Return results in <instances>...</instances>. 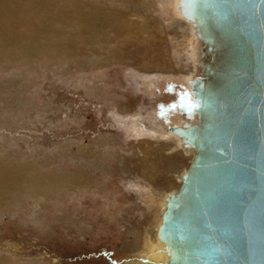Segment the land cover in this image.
Here are the masks:
<instances>
[{"label": "rangeland", "instance_id": "374dc122", "mask_svg": "<svg viewBox=\"0 0 264 264\" xmlns=\"http://www.w3.org/2000/svg\"><path fill=\"white\" fill-rule=\"evenodd\" d=\"M148 1L0 0V264H144L200 60L176 0Z\"/></svg>", "mask_w": 264, "mask_h": 264}, {"label": "water", "instance_id": "95a60500", "mask_svg": "<svg viewBox=\"0 0 264 264\" xmlns=\"http://www.w3.org/2000/svg\"><path fill=\"white\" fill-rule=\"evenodd\" d=\"M192 1L206 73L175 132L195 158L160 235L170 264H264V0Z\"/></svg>", "mask_w": 264, "mask_h": 264}, {"label": "bare ground", "instance_id": "6f19581e", "mask_svg": "<svg viewBox=\"0 0 264 264\" xmlns=\"http://www.w3.org/2000/svg\"><path fill=\"white\" fill-rule=\"evenodd\" d=\"M11 1V0H10ZM150 1V0H149ZM148 1V2H149ZM192 0H176V6H177V10H178V14L179 15H181V16H183V17H185V19H188V20H190L189 18H188V16H187V14L185 13V9L186 8H188L191 4H192ZM147 3V2H146ZM175 3V2H174ZM25 8V7H24ZM29 10V9H28ZM4 15V14H3ZM6 15V14H5ZM4 15V16H5ZM3 17V16H2ZM2 17H0L1 19H2ZM32 17V16H31ZM140 17V16H139ZM6 18V17H5ZM23 18H26V16L25 17H23ZM142 18V17H141ZM144 18V17H143ZM0 19V20H1ZM10 19V18H9ZM28 19V18H27ZM30 20H31V18H29ZM148 19V18H147ZM147 19H146V21H147ZM20 20H22V19H20ZM20 20H19V22H20ZM30 20H27L26 21V23H27V25H20V26H15V25H13L12 23H10L9 25H8V27H6L5 28V30H3L4 31V33H6V35L5 36H9V38L12 40V42L15 40V39H18V38H24V39H29V37H30V35H32V27L33 28H35L34 27V24H33V22H31ZM25 21V20H24ZM145 20H143V25H144V22H146ZM149 21V20H148ZM191 21V20H190ZM2 22V21H1ZM10 22V21H9ZM12 22V21H11ZM23 22V21H22ZM193 26H194V28H191V30L190 29H187V30H190V31H192V33H194L195 34V36H197V40H195V41H198V48L195 50V55L197 56V58H198V56L200 57V60L198 61V62H195V66H196V68H195V71L193 72V74L194 75H192V77H193V79H197V78H202V77H204L205 76V73H206V67H204V56H205V48H207L209 45H206V44H203V41H202V39H201V37H199L200 35H199V33H200V31H199V26H198V24L196 23V22H193V21H191L190 22ZM1 24V23H0ZM17 24V23H16ZM54 24V23H53ZM120 25V24H119ZM129 25V24H128ZM158 25V24H157ZM3 26V25H2ZM18 27V28H17ZM37 27V26H36ZM116 28H118V27H116ZM189 28V27H188ZM155 29H156V27H155ZM116 30V29H115ZM125 30H127V26H126V24H121L120 26H119V31L120 32H123V31H125ZM137 30V29H136ZM158 30H159V32L160 33H162V32H164V29L162 28V27H158ZM117 31V30H116ZM117 33V32H116ZM189 33V32H188ZM116 36V35H115ZM2 37V36H1ZM119 37V36H118ZM187 37H189L188 35H187ZM20 40V39H19ZM22 40V39H21ZM14 42H16V41H14ZM17 43H18V41H17ZM190 49H191V47H190ZM195 49V48H194ZM5 52H8V53H12V51H5ZM26 53V52H25ZM25 55V54H24ZM196 58V57H195ZM208 61V60H207ZM186 63H187V61H186ZM209 63V62H208ZM184 64V63H183ZM147 68V67H146ZM168 68V67H167ZM189 117H190V119H187L186 121H184V125L183 126H190L191 124H195V123H197V122H193V121H197V117H196V115H190L189 114ZM193 121H192V120ZM191 121H192V123H191ZM152 125V124H151ZM173 129H175V128H173ZM140 134V133H139ZM178 134V133H177ZM139 136V135H138ZM178 136H179V140H180V142H179V140L178 139H176V141H177V145H180L179 143H181V147L182 148H184V149H182V150H185V151H188L187 153L189 154V151L191 152L190 154H192V156H193V159H192V161L194 160V158H195V152H194V150L192 149V148H189V145L187 144V141L185 140V139H183L179 134H178ZM149 144V143H148ZM150 145V144H149ZM176 145V144H175ZM176 145V146H177ZM144 146V145H143ZM154 147V146H153ZM160 147V146H159ZM149 148V147H148ZM152 148V147H151ZM156 148H158V147H156ZM177 148L179 149V147L177 146ZM150 149V148H149ZM181 149V148H180ZM150 151V150H149ZM181 151V150H180ZM153 152V151H152ZM144 153H146V151L144 150ZM186 153V152H185ZM186 153V154H187ZM145 157V156H144ZM146 158V157H145ZM170 159V158H169ZM152 160V159H151ZM191 160V159H190ZM177 161H178V159H177ZM180 162V161H179ZM140 163H142V161L140 162ZM147 163V162H146ZM146 163L143 165V167H145V174H147V176H151V174L153 173V166H155V165H157V164H154L153 162H151V166L150 167H147L146 166ZM192 163V162H191ZM188 166V165H187ZM191 167V166H190ZM140 168H141V166H140ZM158 168V167H157ZM142 169V168H141ZM154 169L156 170V168L154 167ZM154 170V171H155ZM190 170V168H188V171ZM159 171V170H158ZM186 171V170H185ZM188 171L183 175V177H182V184L180 185H178V187H177V185H175L174 184V186H175V189H173L174 191H176V192H174V194H172V195H170V196H168L165 200H163V198L162 197H164V195L161 197V200L160 201H162V203L164 202L165 203V205H164V212L166 211V209H167V203H168V200L173 196V195H175V194H177L180 190H178L179 188H180V186H181V188H182V185H183V181H184V179H185V176H186V174L188 173ZM30 174V173H29ZM83 176V175H82ZM81 176V177H82ZM77 177V176H76ZM154 177V176H153ZM84 178V177H83ZM77 179L79 180V178L77 177ZM73 181V179H70V181ZM75 180V179H74ZM181 180V179H180ZM81 181V180H80ZM80 181H78V182H80ZM156 182V181H155ZM85 183V182H84ZM83 183V184H84ZM180 183V182H179ZM79 184V183H78ZM81 184V183H80ZM59 185V184H58ZM90 185V184H89ZM72 186H73V184H72ZM177 187V188H176ZM180 188V189H181ZM178 190V191H177ZM171 193V192H170ZM167 195H169V194H167ZM164 212H163V214H164ZM160 221V220H159ZM161 226H162V222H161V225L157 228V230H158V235H156V239L157 240H153V236L151 235L150 237L148 236V235H146V236H148V237H146V241H145V243H144V246L146 247L145 249H146V251L144 252V264H170V262H172V260H173V253H172V250H171V248H170V246L168 245V243H167V241H166V239L165 238H163V237H161V235H160V229H161ZM141 236H143V235H141ZM163 240V241H162ZM160 241H162V242H160ZM141 242H142V238H141Z\"/></svg>", "mask_w": 264, "mask_h": 264}]
</instances>
